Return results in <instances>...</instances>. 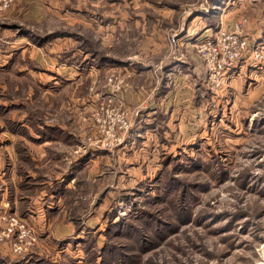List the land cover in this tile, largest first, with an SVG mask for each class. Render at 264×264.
<instances>
[{
  "label": "rangeland",
  "instance_id": "rangeland-1",
  "mask_svg": "<svg viewBox=\"0 0 264 264\" xmlns=\"http://www.w3.org/2000/svg\"><path fill=\"white\" fill-rule=\"evenodd\" d=\"M225 1L227 12L239 11L241 0L162 2L192 8L203 18L210 17L208 23L215 27L219 19L213 9L223 14ZM44 4L39 0V10L45 11ZM235 15L238 18V12ZM27 19V24L13 32L23 36L25 42L8 51V55L16 51V63L9 64L6 73H0V117L5 120L0 132L5 129L14 133L9 130L14 128L8 120L17 124L25 119L24 123H33L38 131L39 127L45 133L52 128L51 134L60 137V146L50 151L48 160L26 162L28 166L47 163L48 173L42 169L35 181H30L32 175H25L31 177L28 180L36 185L38 194L48 189L59 199L46 204L44 194L39 198L41 204L31 207L36 217L40 211L45 213L46 218L41 217L38 225L32 218L6 210L10 218L27 228L21 242L14 238L0 242L12 244L16 257L6 258L19 264H264V76L257 83L249 82L248 74L244 79L236 77L232 83L228 78L219 92H211L207 84L210 93L199 112L207 128L204 133V129L196 128L190 139L177 141L163 135L169 142H150L145 150L142 143H137V155H133L135 146L126 143L133 134L131 128L119 132L122 143L111 150L101 148L95 138L92 142L85 139L82 144L80 121L85 125L86 137L101 135L97 117L105 116L101 112L106 108L102 111L101 103L107 95L116 94L122 104L114 103L113 109L121 108L132 121H138L140 113L134 116L123 99V88L134 73L130 68L116 73L124 77L117 88L109 81L116 77L115 72L107 70L102 79L95 73L93 65L98 64L94 60L111 49L95 42L93 31L80 39L78 33L68 30L58 34L72 36L74 45L65 49L69 44L53 37L55 30L48 34L47 26L33 27L34 21ZM241 21L237 20L231 30L221 27L233 31ZM245 22L244 35L264 55V47L253 43ZM200 43L192 45L198 57ZM33 53L40 55V63L35 62ZM134 53L142 55V46L129 47V54ZM47 58L56 64H67L58 71L60 76L39 73L51 69ZM246 60L251 65L264 66V60L241 62ZM148 65L157 69L153 61ZM81 66L92 72V77L87 71L80 74L77 69ZM49 93L54 97L50 99ZM88 102L92 108L85 110L82 105ZM121 147L129 153H119ZM91 148L97 151L92 153ZM82 157L88 161L92 158L91 162L84 166L88 161ZM68 175L71 181L66 187ZM34 188L24 187V195L34 192ZM25 205L21 211L24 216L30 213ZM47 205L55 206L51 213L45 212Z\"/></svg>",
  "mask_w": 264,
  "mask_h": 264
},
{
  "label": "crops",
  "instance_id": "crops-1",
  "mask_svg": "<svg viewBox=\"0 0 264 264\" xmlns=\"http://www.w3.org/2000/svg\"><path fill=\"white\" fill-rule=\"evenodd\" d=\"M42 1L45 2V11L39 10V0H16L9 10L0 14V73H6L9 71L6 70L8 65L16 63L17 59L14 58L16 51L11 55H8V51L25 42L26 39L22 38L23 36H17L13 32L21 27L20 25L27 24V17L34 21L32 22L33 27L47 26L48 34L59 33L60 30L63 33L68 30L78 33L79 36H87V32L93 31L92 38L95 42L100 43L104 48L109 46L111 49L110 53L106 52L94 60L98 65L94 64L93 67L96 66L94 69L99 78L102 79V74L109 69L110 72L122 74L130 68L134 73L132 79L123 88V99L126 106L134 111V116L138 112L141 115L137 122L133 119V134L126 141L131 147L135 146L131 150L133 155H137V143H142L145 150L150 142L166 143L168 137L163 135L177 138L179 141L195 134L196 128H202L203 133L205 132L207 124L204 119H200L199 112L202 104L207 101L206 95L210 92L207 88L206 68L194 53L193 43H200L214 35L221 26L231 30L235 27L237 20L245 19L244 28L250 31L253 43L261 48L264 47V0H241L239 11L235 10V13L238 12L236 19L233 10L227 12L228 1H225L222 6L223 11L221 10L223 14L218 12V9H213V14L219 19L215 27L213 23L209 25L210 17L203 18L204 15L192 11V8L186 10L187 8L182 6H166L163 0ZM97 9L101 12H95ZM56 24L58 30L54 28ZM70 37L59 36L57 40L63 41V44H69L65 47L67 49L74 45ZM132 45L142 46V55L129 54V47ZM144 46L148 48L145 50ZM123 51L126 53L124 54ZM32 56L36 63H40V55L35 56L33 53ZM47 61L51 69H44L39 73L50 74L53 77L60 76L58 71L64 70L67 65L56 64L49 58ZM150 61L156 64V70L148 65ZM248 62L247 60L240 62L238 67L236 66L231 71L230 83L234 82L236 77L244 79L247 74L249 82L257 83L264 76V66L251 65ZM55 67L57 70H54ZM84 68L86 67L81 66L77 70L81 74L87 71ZM248 70L250 71L246 73ZM87 73L92 77V72L87 71ZM49 94L50 99L54 97L51 93ZM82 106H86V110L90 104L88 102ZM24 121L25 119H22L17 124L25 127L29 134L7 133L5 129L0 132L2 136L0 140L3 142L0 143V211L8 210L12 215L32 218L38 225L41 217L46 218L45 213L44 211L38 212L37 220L36 213L31 207L40 205L39 198L44 194L46 195L43 199L47 198L46 204L49 200H58L59 197L54 191L51 192L48 189H42L39 192L41 194H38V188H34L36 185H31L32 183L28 180L31 177L25 175H32L33 180L30 181H35V175L40 171L43 173L42 169L45 170L48 167L47 163L46 166L35 165V163L33 166H28L30 161L36 162L38 158L48 160L50 151L60 146L58 144L61 139L54 135L39 133L43 132V127H39L38 131L37 128H33ZM4 123L5 120L0 117L2 127ZM84 128L85 125L80 121L79 134L82 144L85 139L86 142L90 139V136L86 137ZM126 147H121L119 153H129ZM96 151L91 148L92 153ZM150 151H152L151 148L148 152ZM130 157H132L131 154ZM85 159L83 161H88ZM91 159L85 162L84 166L91 162ZM26 162L29 164L27 165ZM79 163L82 164V160ZM75 169L76 166L69 173L71 176ZM47 173L48 171L45 170V174ZM71 176L67 177L66 187L71 181ZM24 187L34 188V192L25 196ZM24 204L27 206L28 210H26L30 212L25 216L21 214ZM47 207L50 211L46 209L45 212L51 213L55 206L47 205ZM41 212L43 213L39 215ZM12 250L11 243L0 244V258L8 256L14 259L16 256Z\"/></svg>",
  "mask_w": 264,
  "mask_h": 264
},
{
  "label": "built area",
  "instance_id": "built-area-1",
  "mask_svg": "<svg viewBox=\"0 0 264 264\" xmlns=\"http://www.w3.org/2000/svg\"><path fill=\"white\" fill-rule=\"evenodd\" d=\"M15 3L16 0H0V14L9 10ZM244 22L242 20L237 24L233 31H227L221 27L214 35L201 41L197 47L199 57L207 69V84L211 92H219L225 86V80L230 77L231 71L243 59L259 62L264 60L262 51L257 47L254 49L249 39L244 35L242 30ZM128 77L130 76L128 75ZM123 78L116 75L109 81L116 83L118 88L122 85ZM103 101L101 109L103 111L106 108V111L101 112V114L105 113V116L101 118L99 114L97 117L101 135L94 134L89 141L92 142V138H95V142L101 144V148L111 150L116 144L122 143V139L118 137L119 132L130 131L133 123L128 117V113L122 111L121 108H112L114 103H120L116 94L112 93L105 96ZM120 105L122 104L120 103ZM10 216L5 210L0 212V242L12 238L20 240L22 234L27 230L21 221L18 223L15 218H10Z\"/></svg>",
  "mask_w": 264,
  "mask_h": 264
},
{
  "label": "trees",
  "instance_id": "trees-1",
  "mask_svg": "<svg viewBox=\"0 0 264 264\" xmlns=\"http://www.w3.org/2000/svg\"><path fill=\"white\" fill-rule=\"evenodd\" d=\"M58 34H63V33H61V32H59V33H55V35L53 36V37H55V38H57V37H59V35ZM80 37L81 36H79V39H80ZM9 121V124H11L12 125V127L14 128V129H9V130H11L12 132H14V133H21V131H22V134H29V132H28V130L25 128V127H21V125H18V124H16V123H11L12 121L11 120H8ZM31 122V121H30ZM29 125L30 126H32L33 128H36L35 126H34V124L33 123H29ZM18 128V129H17ZM23 128V129H22ZM52 129V128H51ZM51 129H47V131L48 132H43L44 134H47V135H50V136H52V130ZM19 130V131H18ZM52 133V134H51ZM25 188H27V187H25ZM28 189H30V188H28ZM65 192V191H64ZM7 258H5V259H0V264H19V263H14L12 260H10V259H7Z\"/></svg>",
  "mask_w": 264,
  "mask_h": 264
}]
</instances>
